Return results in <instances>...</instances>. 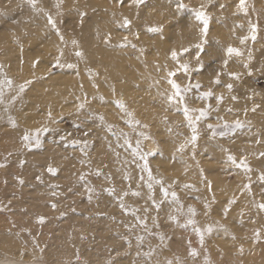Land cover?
<instances>
[{"label": "rangeland", "instance_id": "1", "mask_svg": "<svg viewBox=\"0 0 264 264\" xmlns=\"http://www.w3.org/2000/svg\"><path fill=\"white\" fill-rule=\"evenodd\" d=\"M153 1L108 0L105 8L120 9L125 5H135L147 10ZM64 2L0 0V18H3L0 20V27L10 17L14 20L16 12H23L18 20L21 21L22 28L19 33H12L10 38L11 43L17 47V51L10 58L15 61L12 63L15 66L13 75L8 71L11 62L1 60L3 56L0 50V103L6 105L4 107L8 122L5 125L4 120L3 125L16 135L14 146H18L16 150L8 149L2 155L19 161L21 165H27L28 159L24 154L32 157H45L46 154L54 156L52 150H47L57 149L79 171L78 173L75 170L78 174L75 172L76 174L68 178L72 180V185L64 188L62 185L66 183L60 172L64 164L52 160L41 161L40 168L33 172L31 181L41 183L45 198L39 202L45 207V213H28L27 220L30 222L25 223L19 220L20 213L27 211V205L33 201V194L29 193L20 198L17 191L25 180L15 176L9 179L4 173L6 168L0 166V174L5 176L3 179L0 175V191L5 186L8 188L6 194L0 193V239L8 236L16 244L11 252H0V264H117L122 258L129 260V264H264V209L260 208L264 204V180L260 178L264 175V167L258 164V156L244 152L235 153L226 146L224 157L219 161L214 159L211 150L203 149L205 143L221 146L233 144L239 139L247 143L246 130L259 128L255 118L264 119V56L257 57L263 43L258 26L252 23L256 15L249 10V5L261 6L264 10V0H253L254 4L251 0H245L244 9L239 7L240 0H168L167 4L173 7L176 15L165 18L162 13L156 20L151 19L155 11L152 13L149 9L146 17L151 22L147 21L142 31L152 38L153 43L155 37L165 28L180 33L179 23L182 18L189 22L188 30L195 31L196 38L191 43L170 48L163 62L159 60L160 51H147V47L141 45V30L132 33L129 31L131 22L127 25L124 23L125 20L130 21L129 19H125L122 24L118 23L116 32L106 29L92 43L93 49L102 46L125 52L136 50L142 57L151 54L150 63L158 67L159 73L151 87L161 85L155 93L148 94L151 106L156 109V106L164 104L161 120L169 124L170 131H180V140L176 143L170 162L193 155L195 159L191 165L202 182L199 189L192 178H185L182 183L177 178L164 183L157 177L154 165H159L158 160L163 152L160 140L151 133L152 122L146 119L145 110L129 105L123 108L118 106L117 101L122 103L124 97L116 94L114 82H109L112 87L109 96L87 93L84 84L79 82L80 93L74 96L71 89L56 106L39 99L35 102L38 117L28 125H25L24 120L20 122L21 115L10 112L14 110L13 102H4L6 94L14 91L16 97L27 93L34 84L66 72L83 70L98 89L101 62L97 67L85 63L76 34L94 14L93 10L86 7L79 9L80 13H77V7L66 9ZM180 4L184 7H178ZM105 8L102 11H106ZM70 10H75L76 13L67 14ZM197 11H203L209 18L206 36L201 31L202 22L195 18ZM226 13L234 18V28L226 30L231 40L222 41L212 35V30L225 20ZM135 14L139 16L140 10ZM49 17L54 21L55 27L49 23ZM37 20L40 23L35 24L38 29L31 25ZM39 34L43 38L41 41H30ZM51 35L57 41L56 46L42 45V41ZM112 38L116 39L115 45L110 43ZM213 47H219L218 56L212 54ZM229 47L237 49L238 53H229ZM37 49L38 55L29 60L31 68L25 73L26 55ZM78 52L81 55H77ZM173 52L176 53L175 58L172 56ZM182 65H187V71ZM206 73L207 78L203 77ZM125 77L126 75L121 77L122 82ZM170 80L180 86L182 101L180 97L169 99L175 93ZM136 84L138 86L140 82L137 81ZM228 85H231L230 89ZM205 92H211V95L205 97ZM94 98L103 103H111L112 106L114 103L116 108L113 106V109L118 114L119 121L104 123V112L87 109L86 106ZM185 106L189 109L187 117L183 112ZM201 109L206 112L205 116H200ZM27 111L25 109L22 113H28ZM139 111L142 114L137 116ZM237 121L243 127H237ZM193 135L196 136L195 141L192 140ZM104 137L112 141L117 156L122 154V150L134 153L135 157H132L136 166L145 172V180L133 182L126 175L123 178L126 186L119 191L115 183L107 184L112 175L105 173V168L108 167L106 161H101L96 166L88 165V162L85 166L80 163L83 157L96 156L94 153L101 144L100 139ZM256 143L264 146V140L259 136ZM45 151L47 153L43 154ZM260 155H264V151ZM230 156L235 158V163L229 159ZM205 160L212 161L219 168L218 175L224 182V188L232 186V194L225 197V207L222 209L224 216L212 212L220 197L215 194L214 178L207 173ZM241 160L247 164V168L240 166ZM145 163L147 168L144 167ZM49 168L55 171L49 172ZM189 168L187 167V171ZM92 177L95 180L104 179L105 187L102 191L114 200L116 214L121 213L128 218L126 233L112 243L93 236L97 230V220L106 218L108 213L86 210L92 205L90 197L96 192V187L87 184L78 193L79 184L82 181L88 182ZM11 181L16 182L9 183ZM14 185L19 186L17 188ZM156 185H159L158 193ZM30 188V185L25 186L27 190ZM183 189L185 195L182 194ZM200 189L206 190L208 195L201 197L198 193ZM145 191L150 195L147 198H143ZM242 192H248L252 199L249 203L240 205L235 211L234 221L229 222L226 216L240 203ZM172 193L176 195L173 196ZM134 197L139 199L135 202L132 199ZM20 199L24 204L27 203H22L24 207L14 204ZM86 219L91 220L92 226H95L90 228V232L89 228L81 226ZM69 220L74 225L70 224L72 227L65 229L64 226L70 223ZM112 221L115 222L114 219ZM130 230H135L136 234L131 236L128 233ZM174 232L181 245L173 253H158L157 250L161 248H169Z\"/></svg>", "mask_w": 264, "mask_h": 264}, {"label": "bare ground", "instance_id": "2", "mask_svg": "<svg viewBox=\"0 0 264 264\" xmlns=\"http://www.w3.org/2000/svg\"><path fill=\"white\" fill-rule=\"evenodd\" d=\"M64 7L67 9L68 7H77V9L82 8H89L90 10H93V13L88 19V21L85 22L82 27L76 31L77 39L79 40V47L82 49V57L85 59L86 64H90L91 66H98V64L101 62L100 66V74L99 79L97 81L98 89H96L93 81H91L86 73L83 70H80L79 72L74 73H63L61 75H58L56 77H50L48 80H42L36 84H34L31 89L27 93H22L20 95H16L14 91H11L10 93L6 94L4 97L5 103H12V106L14 110L10 111L12 114L21 115V120H24L25 125H28L32 120L36 119L38 117L37 110L35 109V102H37L39 99L42 100V102H49L53 106H56L62 99L65 98L66 95L70 93V91L73 90L74 96H77L80 93V89L78 85L80 83L84 84V89L87 91V93L90 94H105L109 96V92L112 89L109 82H114V90L117 95L123 96L124 99L122 101L124 106H134L138 110H145V117L147 120H150L152 122L150 128L151 133L155 134L158 140H160V146L161 150L163 152V155L160 160H158L159 165H154V169L156 172L157 177H160L162 179V182H170L173 179H179L182 183L185 178H192L195 181V184L197 183V188L199 189L201 186V180L199 178L198 172L192 168L193 162L195 157L192 155L190 158L181 157L178 160H175L174 162H170L171 156L175 153V147L176 143L180 140V131L173 132L170 131L167 123L162 121V108L165 107L164 104L156 106V109H154L151 106L150 99L148 97L149 93H155L156 89H159L161 85L151 87V84L153 80H155L158 76L157 68L153 63H150L149 57L150 55H145L144 57L140 56L139 52L136 50H131V52H125L124 50H120L118 48H104L102 46L93 49L92 43L97 39L98 35H101L106 31V29L113 30V32H116L117 29L115 27L117 24H122V22L125 19H129L131 22V26L129 28V31L134 32L136 30H141L139 33L141 34V45H144L147 47V51H151L152 49H157L160 51V62H163L167 58V51L170 48H176L183 44H189L193 41V39L196 38L195 31H189L188 28L190 26L188 21H185L184 18L179 23V27L181 29V32L178 33L175 30H171L170 28H165L162 33L155 37V42L153 43L152 38H150L145 32L142 31L143 26L145 23L151 22L148 21V17H146V11L151 9L152 13L153 10L154 16L151 19H155L159 17L162 13V16L165 18H168L172 15H176L175 11L173 10V7L169 6L167 4L168 0H154L150 5L149 8L141 9L135 7V5L132 6H123L120 9L119 8H105L107 7L108 0H64ZM128 1V0H127ZM156 2V3H155ZM251 3H253V0H251ZM47 4V3H46ZM254 4V3H253ZM105 8L106 11H102ZM168 9V11H166ZM137 10H140V15L137 16L135 12ZM249 10H251V13H254L256 15V19L252 21V23H255L258 26V31L260 34V38H262V49L258 50L257 57L264 56V10L261 6H251L249 5ZM223 12V11H221ZM76 13L75 10L68 12L67 14H74ZM80 13V10L77 12ZM66 14V15H67ZM23 15V12L18 11L14 14L13 19L12 17L9 18L8 22L5 21L4 25L0 27V50L3 58H1L4 62H11V65L8 69V71L13 75V72L15 71L14 63L15 61L11 60L10 58L12 55L15 54L17 51V47L11 43L10 38L12 33L14 32H20L22 28L21 21H18L21 16ZM227 16V17H226ZM225 20L221 21L219 25L215 26L212 30V35L218 37V39H221L222 41H225L227 39L231 40V37L229 34L226 33V30L233 29L234 28V18L230 16L229 13H226ZM100 17V20L98 21V18ZM8 18V17H7ZM3 18H0L2 20ZM148 21V22H147ZM35 24H40L39 21H34L31 23V25L35 26ZM116 24V25H115ZM36 27V26H35ZM39 27H36L38 29ZM51 32V31H49ZM31 39V38H29ZM27 39V40H29ZM43 38L40 36V34L35 38L31 39L30 41H41ZM37 43V42H36ZM110 43L112 45L116 44V39L112 38ZM57 44L56 39L53 35L46 38L42 41V45H45L47 47H55ZM40 45V44H38ZM113 47V46H111ZM260 51V52H259ZM38 49L35 52L27 53V63L24 68V72H28L30 70V62L29 60L35 56L38 55ZM219 53V47L216 49L213 47L212 54L218 56ZM100 56V59H99ZM43 62V61H42ZM41 62V63H42ZM41 67V66H40ZM212 74V73H209ZM125 80L122 82L121 77L125 76ZM80 76V79L78 80ZM203 77L207 78L208 74L206 73ZM139 81L140 85L137 86L136 82ZM80 82V83H79ZM72 89V90H71ZM83 89V90H84ZM14 97V98H13ZM14 99V100H13ZM0 103V166H3L6 168L5 174H7L8 178L11 179L12 177H20L25 180L23 182L22 187L17 191L20 198L22 196H26L27 194L31 193L33 201L32 203L28 204L27 211L24 213H20L19 220H23L26 222L28 221L27 214L35 213V214H44L45 207L43 204H41L39 201H43L45 198V194L43 193V188L41 187V183H36L32 180V174L34 171L39 170L41 161H48L52 160L55 162H61L64 165L62 168H60V172L62 174L63 180H65L66 184H63L62 186L65 188L66 186L72 185V180L68 179L73 174H76L77 171L76 167H72L70 162L66 160L60 153L59 150L54 149H48L49 152L52 150L54 152V156L47 155L44 157L36 156L32 157L30 154H24L26 155L28 159L27 165H21L19 161L6 158L2 153L6 154V151L8 149H14L16 150L18 146L15 145V134H12V132L9 131L6 126L4 127L3 123L5 122V125L8 124L7 122V113L5 110L6 105H1ZM107 105V106H104ZM113 106L116 108V106L113 103ZM113 106L111 103H103L100 101V99L94 98L92 103L88 104L86 107L89 110H92L95 112V110L104 112V118L106 121L104 123L109 122H116L119 121V116L116 113V111L113 109ZM27 109L28 113H22L23 110ZM101 109V110H100ZM11 110V109H10ZM142 111H139L137 113V116H140L142 114ZM161 113V114H160ZM11 115V114H10ZM6 120V121H4ZM4 121V122H3ZM255 121L258 123L259 128H249L246 130L245 136L247 143H244L245 141L242 139L237 140L235 143H229L227 145H216L213 146L210 143H205L204 148H208L207 150H211L213 152L215 158L217 161H219L222 157H224V149L225 146L229 147L233 152H244L247 154H253L257 157L258 164L262 167H264V155H260L264 151L263 144L260 143V145H257L256 140L258 136L264 140V119L255 118ZM261 128V129H260ZM112 139V138H111ZM101 144H99V148L96 150L94 155L91 157H83V159L80 160V163L85 166V163L88 165L96 166V164H101L103 161H106L108 164V167L105 169L106 175H112L110 180H107L108 183H115L117 185V188L120 190H123V188L126 186L124 182V176L128 175L131 177L133 182H137V180H145L146 174L141 168L139 169L138 166L135 164V159H133L132 156L135 157L134 153L132 152L127 153L126 150H122V154H119L118 156L115 154L114 146L111 140H108L104 138H101ZM98 144V143H97ZM14 146V147H13ZM51 146V145H50ZM101 146V147H100ZM12 147V148H10ZM47 151L43 152L47 153ZM87 155V154H86ZM263 156V157H262ZM16 157V156H15ZM17 158V157H16ZM63 158V160H62ZM105 159V160H104ZM102 161V162H101ZM91 162V163H90ZM216 162V161H215ZM191 165V166H190ZM204 165L206 168V171L212 178H214V186L215 194L220 197V200L217 201V203L214 205L212 212L213 213H219L220 215L225 214V212L222 211L225 207V197L232 194L233 189L232 186H228L224 188V182L219 179V168H216L214 163L209 160L204 161ZM187 167H190L187 171ZM35 169V170H34ZM77 172H76V171ZM76 172V173H75ZM1 173V172H0ZM77 173V174H78ZM3 179H5L4 174H0ZM0 177V178H1ZM34 179V178H33ZM21 180V179H20ZM101 180V181H100ZM104 179H98L95 180L93 177L88 180V182L82 181L79 184V194L82 192L83 188H86L87 184H91L92 187H96V192H93L92 196L90 197L92 201V205L89 209H86L87 211H92L99 213L101 211L108 212L106 214V218L101 217L97 220V230L94 233L95 238H100L101 241L104 242H114V240H117L119 236L126 233V220L123 214H116L115 212V203L112 197L108 196V194H105L102 190V188L105 187L103 183ZM16 182V181H15ZM13 181L9 183H15ZM78 182V181H77ZM17 184V183H16ZM20 185V184H19ZM17 185V186H19ZM26 185H30V190L25 189ZM17 187L16 185H14ZM223 187V188H222ZM12 188V187H11ZM18 188V187H17ZM71 188V187H70ZM157 193L159 185H156ZM8 188L3 187L0 191L2 194H6ZM195 189V188H194ZM196 190V189H195ZM7 191V192H6ZM156 193V195H157ZM201 197H206L208 195V192L204 189H200L198 192ZM182 194L185 195V189H183ZM143 198H147L150 195L145 191L143 193ZM242 198V199H241ZM241 200L240 203L234 206L232 211L227 214L226 220L229 222L234 221L235 217V211L239 209V206L242 204H247L252 199V197L248 194V192H242L241 194ZM136 202L139 198H132ZM142 201V199H140ZM227 200V198H226ZM22 199L14 202L16 206L24 207L25 204L21 202ZM24 205H23V204ZM29 203V202H28ZM13 204V205H14ZM19 207V208H20ZM28 214V215H29ZM162 215V214H161ZM89 219H91L89 217ZM86 219L85 222L81 223L82 227L89 228H95V226H92L91 220ZM112 219L115 220V222L112 221ZM70 221V220H69ZM32 223V222H31ZM74 225V222L71 220L70 223L67 224V226H64L65 229H69L72 227L71 225ZM232 224V223H230ZM80 225V224H78ZM89 226V227H87ZM163 227V225H160ZM241 228V227H240ZM236 229V228H235ZM239 230V229H237ZM131 236L135 235V230L131 232V230L128 232ZM4 236V235H3ZM176 232H174L173 240L170 242L169 248H161L157 250L158 253L168 254L175 252V248L177 246L181 245L180 239L176 238ZM13 238V237H12ZM224 244V243H223ZM16 244H13L10 240V238L2 237L0 239V252H11ZM225 245V244H224ZM225 248L227 249L228 247ZM216 250V249H215ZM229 250V249H228ZM217 251V250H216ZM215 251V252H216ZM214 255H216L214 253ZM129 260L126 258H122L118 260L117 264H129ZM2 263V262H0ZM7 264V263H6ZM10 264H16V263H10Z\"/></svg>", "mask_w": 264, "mask_h": 264}, {"label": "snow or ice", "instance_id": "3", "mask_svg": "<svg viewBox=\"0 0 264 264\" xmlns=\"http://www.w3.org/2000/svg\"><path fill=\"white\" fill-rule=\"evenodd\" d=\"M137 2H140V0H137ZM244 4H245V0H240V2H239V7H240L241 9H244ZM178 7H181V8H182V7H184V5H183V4H180V5H178ZM221 7H223V5H221ZM195 18H196V20L202 22V24H203V28H202L201 31H202V32L204 33V35L206 36V34H207V30H208V24H209V18H208V16H207L203 11H197V12H195ZM49 23L52 24L53 27H55V23H54V21L51 19V17H49ZM124 23H125V25H127V24L130 23V21L125 20ZM151 31H157V29H151ZM125 39H126V38H125ZM253 39H255L254 36H253ZM74 43H75V42H74ZM228 52H229V53H233V52H237V53H238V50H237V49H234V48H232V47H229V48H228ZM77 55H81V53L78 52ZM172 56H173V58H175V57H176V53L173 52V53H172ZM182 67L184 68L185 71H187V65H182ZM169 75H175V73H169ZM169 83L172 85L173 89H175V93H174V95H173V96H170L169 99L172 100V99H174L175 97H180V100L182 101V100H183V97L180 95V94H181V88H180V86H179L175 81H173V80H170ZM196 87L198 88V87H199V84H197ZM227 87L230 89V88H231V85H228ZM187 90H188V89H184V91H187ZM210 95H211V92H205V93H203V96H205V97L210 96ZM117 104H118V106L121 107V108L124 107V105H123L121 102H119V101H117ZM81 107H83V105H81ZM199 111H200V116H201V117L206 115V112H205L203 109H201V110H199ZM183 112H184V115L187 117V116H188V112H189V109L187 108V106L184 107ZM199 118H200V117H197V119H199ZM101 119H103V117H101ZM189 119H190V118H189ZM236 126H237V127H243V125H242L239 121L236 122ZM193 131H195V129H193ZM24 138H25V139H28L27 136H25ZM192 140H193V141L196 140V136H195V135H193ZM229 159L233 160V162L235 163V158H234V157H231V156H230ZM240 166L245 167V168L248 167L247 164H246L243 160H241ZM144 167H145V168L148 167L147 163H145ZM54 171H55L54 169L49 168V172H54ZM260 178H261L262 180H264V175H261ZM149 187H151V185H149ZM165 194H167V193L165 192ZM172 195L175 196L176 194H175V193H172ZM229 203H232V201H230ZM122 206H123V205H122ZM53 207H54V205H53ZM260 208L264 209V204H261V205H260ZM225 211H227V209H225ZM41 219H43V218H41ZM209 231H211L210 228H209Z\"/></svg>", "mask_w": 264, "mask_h": 264}]
</instances>
